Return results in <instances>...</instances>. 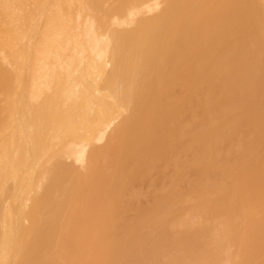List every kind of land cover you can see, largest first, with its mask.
I'll return each instance as SVG.
<instances>
[{
	"label": "bare ground",
	"instance_id": "1",
	"mask_svg": "<svg viewBox=\"0 0 264 264\" xmlns=\"http://www.w3.org/2000/svg\"><path fill=\"white\" fill-rule=\"evenodd\" d=\"M0 15V264H264L246 0H0ZM102 91L117 114L93 113Z\"/></svg>",
	"mask_w": 264,
	"mask_h": 264
},
{
	"label": "rangeland",
	"instance_id": "2",
	"mask_svg": "<svg viewBox=\"0 0 264 264\" xmlns=\"http://www.w3.org/2000/svg\"><path fill=\"white\" fill-rule=\"evenodd\" d=\"M253 1V2H252ZM246 2H247V6L249 7V10H251V19H253V23H254V30L256 31V33H257V36H258V38L260 39V41H261V44L263 45V47H264V35L262 34L261 35V33H262V30H261V28L259 29L258 28V23H259V21H260V16H258L257 17V15H258V13L256 12V6H257V4H259V5H261V9H262V14L264 15V13H263V11H264V0H246ZM255 3V4H254ZM263 4V5H262ZM255 9H254V8ZM256 13H255V12ZM73 14H74V12H73V9L72 8H68L67 10H66V12H65V17H66V23H65V25L67 26V34H66V36H68L69 38H71L73 35L71 34V30H72V26H73V24H74V22L72 21V16H73ZM255 15H256V17H255ZM70 20V21H69ZM259 20V21H258ZM8 21V19H7V17H5L4 15H0V32H1V30H2V28H3V25L4 24H6V22ZM64 23H61L60 25L58 24V26L57 27H59L60 28V26L61 25H63ZM249 29V27L247 26V25H245V35H246V37H247V30ZM75 38V37H74ZM262 38V39H261ZM247 44H248V39H247ZM9 57H11L10 55H9ZM57 63H60V62H57ZM2 66L4 67V69H3V71H5V75H6V73H9L10 72V70H8L9 69V67H8V65L7 64H2ZM1 65H0V69L2 70V67ZM6 66H7V68H6ZM6 68V69H5ZM108 69H109V67L106 69L107 71H108ZM2 72V71H1ZM263 72V75L262 76H264V71H262ZM9 75V76H8ZM10 75H11V73H9V74H7L6 76H7V79H6V81H3V82H1L0 84H2V85H0L1 87H0V107H2V110L3 111H1V112H4V111H9L10 110V107H9V97H8V95H9V91H10V88H11V86H12V78L10 77ZM260 78V77H259ZM8 85V86H7ZM11 85V86H10ZM10 86V87H9ZM6 87H7V89H6ZM5 90V92H2V91H4ZM1 92H2V95H4L3 97H2V95H1ZM259 92V91H258ZM4 93V94H3ZM4 101V102H3ZM2 102V103H1ZM111 104H110V103ZM2 105V106H1ZM110 107V108H109ZM1 109V108H0ZM104 111L106 114H105V116L104 117H109V115L111 114V113H113L114 112V114H117V109H114L113 111H112V102L110 101V99L108 98V94L105 92V91H102V93L101 94H99V95H96L95 96V103H94V110H93V113L94 114H98V111ZM42 112H45L44 111V109H42ZM62 112H63V107L62 106H57L53 111H52V115H51V117H50V120L49 121H51V122H58L57 124L58 125H60V126H62L63 124H65V122H66V118H67V116H65V117H63V115H62ZM82 113V111L79 109V108H77V107H74V108H72V112H71V114H73L74 116H75V118H77L76 120H75V123H73V127H84V126H87L88 125V123L87 122H81L79 119H78V116L80 115ZM58 115H59V117H58ZM106 119V118H105ZM59 126V127H60ZM47 127H50V125H48ZM48 131L47 132H45V135H43L42 136V141H45L46 139H48V138H50V136H54V135H57L58 133H59V128H57L56 129V131L54 132V131H52V130H50V128H48L47 129ZM35 133H36V131H35ZM69 140V139H68ZM145 198H143V200L144 199H146V197H147V199L145 200V201H147L148 199H149V197L148 196H144ZM201 217H203V216H201ZM197 218V217H196ZM195 218V219H196ZM199 219L200 220H203L202 218H200V216H199ZM145 231V230H144ZM147 232V231H146ZM145 233V232H144Z\"/></svg>",
	"mask_w": 264,
	"mask_h": 264
}]
</instances>
